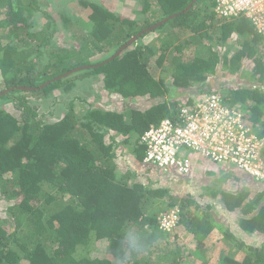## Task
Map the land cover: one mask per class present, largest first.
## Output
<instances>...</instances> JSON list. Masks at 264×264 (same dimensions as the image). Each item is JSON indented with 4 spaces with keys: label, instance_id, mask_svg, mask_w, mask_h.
<instances>
[{
    "label": "trees",
    "instance_id": "1",
    "mask_svg": "<svg viewBox=\"0 0 264 264\" xmlns=\"http://www.w3.org/2000/svg\"><path fill=\"white\" fill-rule=\"evenodd\" d=\"M217 1L145 0L142 12L155 19L148 17L138 27L137 20L122 17L109 7V0H78L87 14L79 24L85 33H73L69 47L55 49L52 35L37 31L31 22L40 8L38 0H0V93L8 90L0 96V196L15 201L8 207V226H4L7 221H0V264H181L185 253L195 257L203 254L204 239L216 228L210 210L195 207V201L185 199L187 204H178V226L165 233L159 227L158 214L149 207L154 200L167 197L170 190L146 185L139 180L137 169L129 170V162L128 171L119 176V170L124 169L119 147H127L134 165L142 167L146 155V145L141 142L144 133L165 117L181 115L182 109L193 104L189 100L179 105L165 78H156L149 69L156 51L140 40L150 31L113 60L41 86L77 66L108 60L132 36L167 17L171 19L153 32L180 28L179 35L166 32L170 39L162 41L157 59L159 66L167 60L169 66L162 70H169L175 88L190 92L195 84L214 74L219 64L236 72L250 59L261 76L259 81H264V55L256 57L259 49L264 52V37L247 18L216 12ZM152 2L159 8V18ZM60 16L69 29L74 21L71 14L63 12ZM52 21L57 23V19ZM42 32L44 35H40ZM186 33H194L200 41L207 38L201 53L188 54L186 47L192 41L182 37ZM227 42L232 54L215 49ZM98 55L99 59L91 60ZM44 57L47 59L42 65L39 61ZM78 75H103V87L109 94L132 102L145 97L151 105L129 111L130 106L117 110L91 105L79 114L73 99L60 119H40L37 109L28 104L27 94L46 96L57 88L69 90ZM222 93L225 103L241 105L247 120L264 136V88L254 85ZM3 102L20 109V117L7 111ZM259 125L263 129L258 131ZM114 133L123 140L118 141ZM252 179L264 184L263 179ZM251 194L250 190L224 191L220 199L227 210H239L241 229L264 233V188L248 200ZM175 205L173 198L169 207ZM180 225L196 237L192 253L181 246L165 250L167 237ZM221 229L227 240L239 247L246 245L247 252L242 260L226 253L219 264H264V240L245 244L229 227ZM161 239L163 245L157 244ZM98 241L106 242L104 253L96 244L93 247ZM199 264H209V260L205 258Z\"/></svg>",
    "mask_w": 264,
    "mask_h": 264
},
{
    "label": "rangeland",
    "instance_id": "2",
    "mask_svg": "<svg viewBox=\"0 0 264 264\" xmlns=\"http://www.w3.org/2000/svg\"><path fill=\"white\" fill-rule=\"evenodd\" d=\"M38 3L40 8L34 13L31 22L35 25L37 31L42 29L47 36L50 37V34L52 35V48L58 49L61 47H67V45L69 47L74 40L73 33H85V30L82 29L79 24L87 17V14L85 13V8L78 2V0H38ZM144 3L145 0H109L108 5L113 8V10L120 12L122 17L124 16L137 20L139 27V25L143 24L146 18H150V20L155 19L149 16L150 13L142 12ZM151 4L152 8L157 11V16L159 18L161 16L159 8L156 7L155 2H152ZM63 12H69L71 18L74 20L69 29L65 28L63 21L61 20L60 15ZM52 19H57V23L52 21ZM53 30L55 32H53ZM169 31L171 34L179 35L180 28L171 27L165 29V31L161 33H155L152 30L146 36L142 38L140 37V42L156 51V54H154L149 60V69L156 78H165L166 86L171 88L172 96L178 101L179 105L186 104L189 100L195 103L208 93L218 92V90L219 94H223L222 92L229 88L232 89L254 85L262 86L264 88V81H259L261 76L255 72L254 61L252 59L242 63L241 70L236 72H232L230 66L223 67L222 64H219L214 74H209L207 80L203 83L195 84L193 89H190V92H186L187 90L184 88H175L172 86V77L169 70L167 72L162 70L169 66L167 60L164 59L162 66H159L157 63L162 41L170 39V34H166V32ZM43 32L40 33V35H44ZM193 35L196 37L194 33H186L182 36L184 38H189L192 41V43L186 47V50L188 54H192L194 51L201 53L203 51L202 48L207 46V38L200 41L197 37V39H195ZM237 39L240 40L239 35L237 36ZM176 44L177 41H174L173 45L175 46ZM215 49H223L225 53L228 51H230V54L233 53L230 50L229 42H227L226 45H218ZM260 54L262 56L264 55V52H261L259 49L256 53V57H259ZM100 57L101 55H98L92 57L91 60H96ZM46 59L47 57H44L43 59H40L39 62L42 64V61H46ZM73 84V87L69 90H65V88H57L46 96H44V94L29 93L27 94L28 104L37 109L38 117L40 119L48 122L60 119L69 109L70 102L73 99L75 101L74 109L79 114L83 113L84 110L88 109L91 105L117 110L124 109L125 106H130L127 107L128 111L132 107L147 109L151 105V101H148L149 99L145 97L138 100L134 99L132 102L131 100H127L116 94H109L103 87V75H98L97 77H81L78 75ZM164 99L165 97L162 99L159 98L158 101L162 102ZM124 101L127 102L125 103ZM152 102L154 103L156 101L152 100ZM3 104V107L7 111L20 117L21 110L17 109L13 103L3 102ZM238 107L240 108L241 105ZM260 126L261 125L256 127L258 131L263 129V127ZM114 134L118 141L123 140V136L118 133ZM120 149L123 152L121 160L123 161L124 169L119 170V176L121 173H126L128 171L126 165L129 162V170L137 169L139 180L146 182V185H150L154 188L166 187V189L170 190L167 197L154 200L149 207L152 211H155L158 216L163 211L170 208L169 203L173 198L177 201V204H187L185 199L195 201L192 203L193 206L196 207V205H200V208L203 207L204 210H210V212L213 213L214 220L216 221V228L213 229L206 239H204V247L206 249L203 254H200L199 257H195L191 255L188 256V253H185L183 254L185 260H183L181 264H199L201 260H204L205 258L209 260V264H219L221 256L226 253H228V256L230 255L237 260H242L247 252L246 245L239 247V245L233 241L227 240V238L223 236L224 233L221 229L224 227H229L240 238V240L245 242V244H255L264 240V233H248L241 229L238 222L240 214L239 210L237 212L227 210L224 202L220 199L221 194L224 191L238 193L240 191L246 192L250 190L252 194L249 196L248 200H251L253 198L252 195H255L257 191L264 188V184L254 181L250 175L231 165L213 162L208 157L201 156L192 150L185 151L186 157L192 162V172L190 174H180L175 170H162L146 163H144L142 167H139V165H134V160L132 156H130L127 147H119L118 152H120ZM131 167L133 168L131 169ZM14 202L15 201H9L0 196V221H7L4 225L5 227L8 226L10 221L7 216L8 207ZM182 226L183 225H180L174 233L167 237L166 251L169 249H175L179 246L191 253L196 250V237ZM164 237L165 236H163V239ZM159 241L160 242L157 244L163 245V240L161 239ZM95 244L98 246V249L104 253L102 250L106 248V242L98 241L97 243H94L93 247ZM93 250L94 249H92L91 253ZM94 253L98 254L97 251ZM158 258V254L155 255L154 262H156ZM116 264L124 263L119 262ZM167 264L171 263L167 262Z\"/></svg>",
    "mask_w": 264,
    "mask_h": 264
},
{
    "label": "built area",
    "instance_id": "3",
    "mask_svg": "<svg viewBox=\"0 0 264 264\" xmlns=\"http://www.w3.org/2000/svg\"><path fill=\"white\" fill-rule=\"evenodd\" d=\"M216 12L226 17H245L264 37V0H218ZM144 163L180 174L192 171V162L185 151L208 157L216 163L228 164L252 178L264 180V136L254 131L245 113L224 102L222 95L212 93L182 109L171 118L144 133ZM177 204L163 212L159 227L172 232L180 220Z\"/></svg>",
    "mask_w": 264,
    "mask_h": 264
},
{
    "label": "water",
    "instance_id": "4",
    "mask_svg": "<svg viewBox=\"0 0 264 264\" xmlns=\"http://www.w3.org/2000/svg\"><path fill=\"white\" fill-rule=\"evenodd\" d=\"M191 5H192V4H191ZM191 5H190L188 8H190ZM170 19H171V17H167V18H165V19H163V20L157 22L156 24H154V25L148 27L146 30H143V31H141V32H138L136 35L132 36V37H131V38H130L125 44H123V45L121 46V48H120V49H119V50H118L113 56H111L108 60H106V61H104V62H102V63H100V64H96V65H84V66H79V67L73 68V69H71V70H69V71H67V72H65V73H63V74L57 76V77L54 78L53 80H50V81L44 83L41 87L47 86V85H49L52 81L62 79V78L67 77L68 75H71V74H73V73H75V72H77V71H81V70H83V69H88L89 67H97V66H101V65H103V64H105V63H107V62L113 60L115 57L119 56V55H120V54H121V53H122V52H123L128 46H129V45H131L132 43H134L135 41H137V40L140 38V36H142L146 31H151V30H153V29H155V28L161 26L162 24H164L165 22H167V21L170 20ZM21 88L32 89L31 87H24V86H21ZM7 91H8V90H4V91H2V92L0 93V96H2V95H3L4 93H6Z\"/></svg>",
    "mask_w": 264,
    "mask_h": 264
},
{
    "label": "clouds",
    "instance_id": "5",
    "mask_svg": "<svg viewBox=\"0 0 264 264\" xmlns=\"http://www.w3.org/2000/svg\"><path fill=\"white\" fill-rule=\"evenodd\" d=\"M240 109H241V108H240ZM249 123H251V122L249 121ZM252 126H253V125H252ZM253 128H254V131L256 132V130H255V127H254V126H253ZM170 208H171V207H170ZM170 208H168V209H170ZM168 209H167V210H168ZM167 210H166V211H167ZM163 212H165V211H163ZM163 212H162V213H163ZM162 213H161V214H162ZM161 214H160V215H161ZM160 215H159V216H160ZM158 218H159V217H158Z\"/></svg>",
    "mask_w": 264,
    "mask_h": 264
}]
</instances>
